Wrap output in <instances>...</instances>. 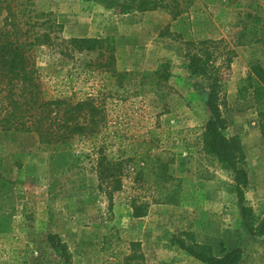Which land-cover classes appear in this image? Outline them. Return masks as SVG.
Returning a JSON list of instances; mask_svg holds the SVG:
<instances>
[{"label":"rangeland","instance_id":"obj_1","mask_svg":"<svg viewBox=\"0 0 264 264\" xmlns=\"http://www.w3.org/2000/svg\"><path fill=\"white\" fill-rule=\"evenodd\" d=\"M183 2L184 13L172 19L161 11L117 13L92 1L49 0L62 39L114 37L116 69L127 72L128 91L99 90L96 81L85 78L83 60L95 53H75L70 59L39 47L36 66L47 94L73 100L94 96L110 124L133 139L146 129L173 131L168 139H151L172 160L163 177L158 167L140 170L137 159L126 161L120 189L109 194V184L98 186L96 147L86 139L51 147L33 133L0 130V182L9 181L0 187V223L7 217L9 232L6 242L0 238V264H60L50 234L66 243L72 264H204L171 244L179 236L190 242L183 233L211 245L216 254L222 244L242 248L239 264H264V236L253 237L243 225L231 174L201 148L208 116L202 84L190 76L183 56L186 40L222 39L231 51L221 81L224 134L240 139L247 203H263L264 146L257 106L251 95L242 100L237 92L252 66L264 69V41L239 40L244 23L252 20L247 13L264 20V0ZM166 31L171 35L162 34ZM164 63L168 79L158 81L156 72ZM134 206H145L144 215L134 217ZM262 218L264 213L256 214L255 224ZM134 241L139 248L130 247ZM124 253L142 258L127 260Z\"/></svg>","mask_w":264,"mask_h":264},{"label":"trees","instance_id":"obj_2","mask_svg":"<svg viewBox=\"0 0 264 264\" xmlns=\"http://www.w3.org/2000/svg\"><path fill=\"white\" fill-rule=\"evenodd\" d=\"M84 1L103 4L117 13L161 11L171 15L172 19L186 9L183 0ZM246 18L252 20L244 23L239 40L250 37L251 41H264V20L251 13H247ZM60 30L61 24L56 21L49 0H0V130L33 133L39 143L51 147L66 146L77 138L86 139L96 147L94 173L98 186L102 188L103 184H109V194L120 189L126 161L137 159L142 164L140 170L158 167L159 176H166L172 158L151 139L159 136L168 139L173 131L146 129L133 139L110 124L106 108L94 96L86 95L73 100L47 94L36 66L35 51L39 47L56 49L60 55L70 59L75 53H95L93 59L83 60L85 78L96 81L99 90L116 94L128 91L125 87L127 72L116 69L113 36L62 39ZM162 34L171 35L167 31ZM183 44L189 74L201 81V95L208 115L200 135L201 148L231 174L241 204L239 216L248 233L253 237L264 236V218L255 224L256 215L243 191L248 177L241 165L244 152L240 139L224 134L227 121L221 109L225 104L221 81L227 76L231 51L222 39L186 40ZM156 74L158 81H166L168 64L164 63ZM237 95L242 100L252 96L257 106V124L264 146V69L261 66H252L248 75L240 80ZM6 183L9 181L2 180L0 187H6ZM144 207L134 206L133 216H143ZM6 223L7 217L3 216L0 238L5 242L9 234ZM183 234L190 242L179 236L172 238L171 244L204 264H239L243 257L244 250L240 247L226 249L222 244L220 253L216 254L211 245L197 243L188 233ZM48 242L60 264H72L67 245L57 234L48 235ZM128 244L131 248L140 247L137 241ZM124 256L127 260L142 258V254L124 253Z\"/></svg>","mask_w":264,"mask_h":264},{"label":"crops","instance_id":"obj_3","mask_svg":"<svg viewBox=\"0 0 264 264\" xmlns=\"http://www.w3.org/2000/svg\"><path fill=\"white\" fill-rule=\"evenodd\" d=\"M250 193H252V195H255V191L254 190H250ZM246 199L249 200V198H247V197H246ZM253 203H254V201H253ZM251 205H252V209H253V212L255 213V215L264 213V202L263 203L261 202L257 206H255V204H251Z\"/></svg>","mask_w":264,"mask_h":264}]
</instances>
